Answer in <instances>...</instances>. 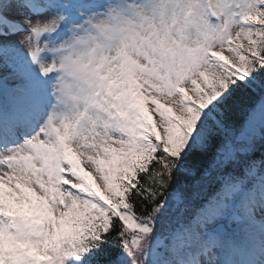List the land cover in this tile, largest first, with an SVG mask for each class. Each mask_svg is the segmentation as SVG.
I'll use <instances>...</instances> for the list:
<instances>
[{
  "label": "rangeland",
  "instance_id": "rangeland-1",
  "mask_svg": "<svg viewBox=\"0 0 264 264\" xmlns=\"http://www.w3.org/2000/svg\"><path fill=\"white\" fill-rule=\"evenodd\" d=\"M0 2V113L12 117L14 111L7 110L8 105L27 108L36 117L34 126L42 129L8 153L0 150V161L6 165L0 166V194L7 184L17 200L14 216L0 210V264H25L26 260L56 264V246L66 254L75 250L78 243L70 236L84 226L83 213L92 207L104 214L117 205L111 179L135 143L134 137L123 133L125 121L136 119L147 104L159 134L166 138L161 108L168 109L171 119L187 116L185 93L192 94L195 88L189 72L196 57L207 67L196 79L205 86L225 69H238L239 51L258 53L249 42L253 40L249 19L239 15L227 20L218 14L220 24H211L207 6L217 9L223 3L239 11L245 6L264 18V6H260L264 1ZM221 54L227 58L222 64L218 62ZM138 95L142 110L136 104ZM47 136L52 144L44 146ZM16 174L27 175V181L22 184L13 178ZM232 188L223 197L226 212L215 213L212 219L202 211L173 233L168 246L156 241L151 250L154 264H183L182 260L196 264L208 235H225V224L239 229L242 222L247 230L238 238L226 236L227 249L233 243L255 245L261 253L264 191L249 203L242 190ZM32 234L38 239L28 249L23 236Z\"/></svg>",
  "mask_w": 264,
  "mask_h": 264
},
{
  "label": "trees",
  "instance_id": "trees-1",
  "mask_svg": "<svg viewBox=\"0 0 264 264\" xmlns=\"http://www.w3.org/2000/svg\"><path fill=\"white\" fill-rule=\"evenodd\" d=\"M254 21L256 31L249 42L258 53L243 50L238 56L239 69L246 76L225 74L206 90L196 82L194 99L188 96L189 104L184 109L187 116L182 119L188 132L169 119L168 109L161 108L168 128L165 138L159 134L154 117L143 102L147 117L142 125L147 130L144 134L154 146L135 145L113 179L119 189L117 196L129 209L120 216L110 213L104 226L94 220L96 232L87 254L79 256L78 264H142L140 252L155 233L192 219L199 209L209 206L224 181L243 176L250 161H258L255 148L264 147V126L254 137L253 151L245 152L243 148L228 162L220 153L230 150L229 145L235 144L234 138L241 135L248 119L264 104V18ZM197 71H203L201 63ZM195 76L198 77L197 72ZM141 102L139 96L136 104L142 110ZM125 126L136 135L143 134L141 125L133 119L126 120ZM256 167L250 185L262 186L264 164ZM146 220L153 226L148 233L142 229Z\"/></svg>",
  "mask_w": 264,
  "mask_h": 264
},
{
  "label": "bare ground",
  "instance_id": "bare-ground-1",
  "mask_svg": "<svg viewBox=\"0 0 264 264\" xmlns=\"http://www.w3.org/2000/svg\"><path fill=\"white\" fill-rule=\"evenodd\" d=\"M21 10V8H20ZM11 107V108H9ZM7 110H13L14 113H13V117H15L16 115V112L20 109H27V108H23V107H20V106H6ZM13 108H16V110H14ZM48 144H52V142H50V139L48 138V136L46 137V143H43L44 146L48 145ZM31 155V154H29ZM13 176V175H12ZM13 178H16V179H19L20 182H22V184L25 183V181H27V175L26 176H22L20 174H16L13 176ZM2 179H0L1 181ZM4 185V184H3ZM8 188V185H4V192L2 194H0V210H4V211H7V213L10 215V216H14L15 214V211H16V207H15V204L17 202H14V201H17L15 200V198H12V195L11 193L7 190ZM20 202H24L23 199L20 200ZM11 210V211H10ZM7 217V216H6ZM8 218V217H7ZM255 252V245H252L250 247V255H253ZM204 253V252H203ZM205 254V253H204ZM204 254H203V257H204ZM264 256V254L262 255V257Z\"/></svg>",
  "mask_w": 264,
  "mask_h": 264
}]
</instances>
